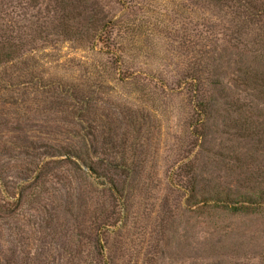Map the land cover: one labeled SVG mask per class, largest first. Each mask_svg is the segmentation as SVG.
Returning a JSON list of instances; mask_svg holds the SVG:
<instances>
[{
	"label": "rangeland",
	"instance_id": "1",
	"mask_svg": "<svg viewBox=\"0 0 264 264\" xmlns=\"http://www.w3.org/2000/svg\"><path fill=\"white\" fill-rule=\"evenodd\" d=\"M230 25L213 0H0V48L16 56L0 65L2 193L14 200L24 164L11 147L34 143L61 211L46 223L2 201L3 263L13 243L29 264H264V59L259 29L244 46Z\"/></svg>",
	"mask_w": 264,
	"mask_h": 264
},
{
	"label": "trees",
	"instance_id": "2",
	"mask_svg": "<svg viewBox=\"0 0 264 264\" xmlns=\"http://www.w3.org/2000/svg\"><path fill=\"white\" fill-rule=\"evenodd\" d=\"M217 3H220L221 5L229 8L231 10V25L228 26L227 29L230 31V36L232 39H236L237 41H242L241 36H243V31L250 27L251 25L258 28L259 31L256 32L255 39L252 41L253 44L258 45L257 48H254V52H258V55H260L264 59V44H260L262 40H260L262 37V34L264 33V0H213ZM108 21H111V19H108ZM69 33H72V28L68 27ZM98 40L102 41L103 43H106V40L104 41L102 38L97 37ZM7 43L10 45L6 46L4 44L0 48V65H6L13 61L15 56V44L11 43L9 40H7ZM246 46L248 45V42H243ZM117 50V49H116ZM113 50L112 53H116ZM108 52H110L109 49H107ZM200 61V62H199ZM196 62V66L194 68V73L196 71H200V64L201 60ZM199 62V63H198ZM264 62V61H263ZM264 64V63H263ZM193 74H186L183 78V84L185 86V89L190 91V87L192 84L195 85L194 91H200L201 87L198 85V82L201 81L200 77H195ZM199 107L201 108L203 114L207 109V102L199 101ZM10 110L1 107L0 108V125L4 124L9 118H3L4 115L9 116ZM206 126V119L203 117H196L194 118V126H193V134L196 135V138L199 139L200 136H204L203 129ZM46 146V145H45ZM51 145H48L50 147ZM40 147V146H38ZM37 147L34 143L29 144H13L11 147V150L8 154V157L13 160H20L21 162H24V164L20 165V170L18 171L17 177L19 178L20 182L19 184H15L16 191L12 195L13 198L10 197V195H6L2 193V183L4 180V173H2L3 170L0 171V203L3 201V206L5 209V212H8L9 215H12L15 211L20 210L22 206L26 203H30V208L32 211L36 214L37 218L40 221L48 222L50 218L53 216L56 219L61 217V211L54 210V214L50 211V205L43 200L42 198V184L45 181L44 175L48 174V165L50 164V161H45L46 157L49 155V152H37ZM16 150V152H15ZM59 152V151H58ZM77 157L85 165L89 167L90 170H97L96 164H94L93 160L91 162H86V158L80 157L77 152H74ZM184 171L188 174L189 171H191V166L187 164L185 167H183ZM37 172V174H33ZM103 175H106L103 173ZM186 175V174H184ZM108 183H112V186L109 184L108 189L111 192V195H115L117 193L118 187L116 186L114 180H107ZM13 187V186H12ZM255 189L247 190V193L245 195L247 197H253L256 194ZM11 200H10V198ZM255 201H259L258 199H255ZM31 218L26 220H21V226H23L26 231L31 230L32 228L28 227L30 223ZM12 220L10 219L9 222ZM45 233V232H42ZM43 241L38 240V245L42 244ZM17 246V245H16ZM15 244L12 243L10 249H9V255L7 254L5 262L3 263L1 254H0V264H22L23 262L27 263V259L29 261H33V256H25L24 254L20 256V254L16 250ZM0 250H1V242H0Z\"/></svg>",
	"mask_w": 264,
	"mask_h": 264
}]
</instances>
